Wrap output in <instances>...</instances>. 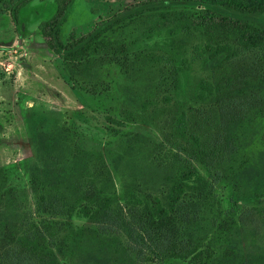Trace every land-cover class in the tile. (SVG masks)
I'll list each match as a JSON object with an SVG mask.
<instances>
[{"label":"trees","instance_id":"1","mask_svg":"<svg viewBox=\"0 0 264 264\" xmlns=\"http://www.w3.org/2000/svg\"><path fill=\"white\" fill-rule=\"evenodd\" d=\"M143 10L153 11L144 16L154 23L149 30L167 28L168 41L156 48L134 49L130 41L107 38L117 24ZM12 16L16 22V12ZM64 20L63 12L57 13L39 29L50 49L63 60L72 86L90 94L110 91L118 74L124 81L116 86L123 95L121 118L114 120L107 114L105 119L157 125L170 118L178 146L171 145L170 154L159 156L160 148L135 134L133 140L140 142L134 152L148 159L153 173L132 174L117 188L101 151L75 143L67 129L41 132L36 172L29 178L37 208L54 216L74 213L112 227L124 241L89 227L46 234L15 205L9 209L10 216L0 220V260L6 264H59L57 255L70 262L78 255L93 264H134L132 256L140 259L148 253L161 261L192 255L191 259L203 263L208 255L182 236L181 223L191 217L196 220L202 205H215V189L224 179L235 199L250 206L252 216L247 209L239 217L229 210L219 223L221 231L226 236L236 224L235 235L242 234L246 241L254 238L256 223L263 220L264 213V0H145L101 20L85 34H70L67 42L61 36ZM199 29L204 38L193 43V31ZM188 47L197 55L206 54L211 69H221L222 75L212 82L199 81L195 97L205 106L186 118L181 100L161 94L155 75L158 67L163 73L170 64L185 66ZM247 52L257 57L256 67L250 70H246L249 63L235 64ZM162 82L166 85L167 79ZM206 108L219 112L220 124L212 135ZM199 121L208 128H199ZM182 151L188 159L181 158ZM123 158L124 152L114 158L113 168ZM195 163L214 168V172L204 176ZM224 240L231 249L214 258L213 264H264V248H253L248 242L239 247L244 241L240 237Z\"/></svg>","mask_w":264,"mask_h":264},{"label":"rangeland","instance_id":"2","mask_svg":"<svg viewBox=\"0 0 264 264\" xmlns=\"http://www.w3.org/2000/svg\"><path fill=\"white\" fill-rule=\"evenodd\" d=\"M142 1L145 0H0V220L8 218L12 210H9L10 207L16 205L20 213H25L46 234L61 235L70 230L89 227L104 234L113 233L124 241L123 235L112 227L91 223L74 213L54 216L37 208L29 178L36 172L38 137L46 130L59 132L67 129L70 139L75 143L104 154L112 168L115 185L119 188L121 180H130L132 174L141 176L153 173L148 159L145 160L143 155L134 152L140 142L133 140L135 134L160 148L159 156L170 154V146L173 144V148H177L171 120L166 117L158 121L157 125L144 121H126L122 124L108 122L105 119L107 114H111L114 120L121 118L118 113L123 95L116 86L117 83L124 82L122 77L117 74L111 90L97 94L73 87L64 71L63 60L47 45L39 25L63 12L65 20L61 36L67 42L70 34H85L101 20ZM15 12L16 22L12 16ZM149 12L153 11L143 10L127 17L116 25V31L106 35L107 38L130 41L134 44V49L160 46L168 41V30L165 27L158 29L157 26L149 30L154 27L151 20L147 22L144 18ZM203 34V29L193 31L192 42L203 40ZM188 49L189 52L184 54L187 58L185 66L170 64L163 68V73L158 67L155 75L161 94L174 95L181 100L182 108L188 114L186 118L191 111L205 106V102L196 101L195 97L199 81L205 79L212 82L222 75L221 69H211V62L206 54L197 55L191 47ZM256 58L253 53L247 52L239 55L235 64L249 63L250 67L246 70H250L252 66L256 67ZM231 69L227 68L228 71ZM162 78L167 79L166 85ZM249 100L250 104L254 103L253 96ZM206 111L212 135L216 125L220 124L219 112L218 108L211 111L206 108ZM198 127L208 128L202 121H199ZM178 140L185 143L182 139ZM123 152L126 158L113 168L114 158H118ZM181 158L188 159V156L182 151ZM133 160L135 162L132 164ZM195 165L204 176L214 172V168L203 167L198 163ZM148 185L151 186L149 183ZM235 198L229 181L224 179L215 189V205H202L196 220L191 217L181 223L182 236L191 240L196 250L208 255L209 258H205L203 263L191 259L192 255L184 260L171 258L161 261L145 253L140 259L132 256L134 264H213L214 258L231 249V244L224 240L225 237L244 239L239 247L248 242L253 248H264V213L263 220L256 223L257 235L251 239L249 237L247 241L242 234H234L236 224L231 226V231L226 236V231H221L223 227L219 223L229 210H234L239 217L247 209L252 216L250 206ZM257 217V213H254L253 218ZM144 251L147 252L146 249ZM57 257L59 264H93L83 261L78 255L71 262L69 258H62L60 255ZM0 264L6 262L0 260Z\"/></svg>","mask_w":264,"mask_h":264}]
</instances>
